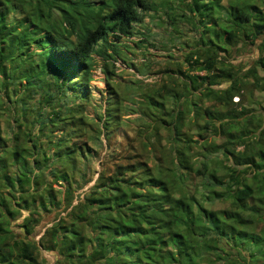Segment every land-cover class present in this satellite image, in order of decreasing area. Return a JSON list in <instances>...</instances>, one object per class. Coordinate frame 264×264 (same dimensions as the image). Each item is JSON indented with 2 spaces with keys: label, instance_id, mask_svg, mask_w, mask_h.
Listing matches in <instances>:
<instances>
[{
  "label": "trees",
  "instance_id": "obj_1",
  "mask_svg": "<svg viewBox=\"0 0 264 264\" xmlns=\"http://www.w3.org/2000/svg\"><path fill=\"white\" fill-rule=\"evenodd\" d=\"M179 1L182 89L160 78L141 93L132 136L120 40L151 2L0 0V264H264V8ZM248 45L242 69L230 59ZM40 210L57 215L36 240Z\"/></svg>",
  "mask_w": 264,
  "mask_h": 264
},
{
  "label": "rangeland",
  "instance_id": "obj_2",
  "mask_svg": "<svg viewBox=\"0 0 264 264\" xmlns=\"http://www.w3.org/2000/svg\"><path fill=\"white\" fill-rule=\"evenodd\" d=\"M149 1L151 2V9L147 11H139L140 15H142V21L139 24L135 23L133 25V30L140 31L141 34H144L145 38L148 39V43H146L145 40H139L141 39V34H134V36L131 38L122 37L120 40L122 44H127L129 46L128 49L124 50L123 56H125L126 60L129 62L130 66L128 67L130 68L117 67V72L120 75L117 80L118 86L122 90L123 97L130 104L129 106L132 107V110L129 109L127 112H125L126 115L124 116V120L126 119L128 123L125 121L123 123L125 131L132 136L135 133L136 125L141 123L140 119H136L137 114L134 112L135 107H137V105L135 106L137 99L141 97V93L147 92L148 89L159 85L160 78L166 80L172 85H175V81H178V89H182L183 79H179V74L176 69H178V67L181 69L186 68V65H183V57L184 54L190 49V45L193 44L192 32L189 26L185 25L183 22H180V18H178V27L174 28L172 25V15L178 16L182 13L179 7V5H182L179 0ZM254 2L260 8H264V0ZM223 3H226V0H223ZM177 30L179 33H176ZM236 55L237 56H233V58L230 60L236 65L237 63H240L239 67L242 69L243 67H248V65L251 64L252 61L258 56L257 50L251 45L243 47ZM167 69H172L174 74H160L158 72L160 70ZM200 74H203V72H200ZM259 74L262 75V71H259ZM95 77L96 79L94 81H90L89 84V88L92 92V102L103 100V96L101 97V94L97 91V88H103V75L101 70L100 74L96 73ZM125 85H128L129 89L124 91L123 88H125ZM255 98L262 101L261 103L264 105V97L262 94L256 93ZM237 100L238 99H235V97L232 99L234 103H238ZM203 101L204 105L209 103L208 100ZM250 104V102L246 101V103L243 105L249 107ZM250 106L255 109L259 107L258 105ZM91 110H93V107L88 106L87 111L91 112ZM259 111L264 112L260 107ZM201 122L202 121L199 119L198 123ZM193 128L194 129H192V131H196L195 133H197L198 130L196 129V126ZM204 135L206 136L208 134L205 133ZM215 140L219 143L222 138H216ZM101 142H103V140L97 141L96 143L89 141V145L93 146L98 144L100 147ZM93 166L95 169H99L100 164L98 161H96ZM197 180L198 179L196 178V181ZM84 189H86V187ZM228 204L229 201L227 200L225 202L217 201L214 204H208L207 206L221 209L228 207ZM26 214L27 212H24L22 215L25 216ZM56 215L57 211L43 213L41 210L40 214L34 215V217L39 220V222L34 226L33 232V237H35L36 240L43 233L44 229L54 222ZM20 221V217L17 220L12 221V225L18 234H20L19 232L21 229L17 227L16 223H20ZM259 225L261 226L262 224ZM259 225L257 229H259ZM43 257L47 260V264L53 263L54 257L52 254L43 253ZM40 263H42V261H40Z\"/></svg>",
  "mask_w": 264,
  "mask_h": 264
},
{
  "label": "built area",
  "instance_id": "obj_3",
  "mask_svg": "<svg viewBox=\"0 0 264 264\" xmlns=\"http://www.w3.org/2000/svg\"><path fill=\"white\" fill-rule=\"evenodd\" d=\"M235 99H238L237 97H235Z\"/></svg>",
  "mask_w": 264,
  "mask_h": 264
}]
</instances>
